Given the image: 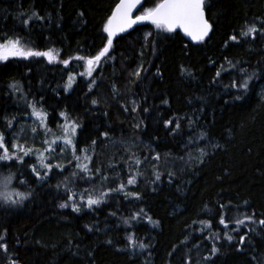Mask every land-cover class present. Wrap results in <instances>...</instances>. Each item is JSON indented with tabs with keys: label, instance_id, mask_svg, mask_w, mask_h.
<instances>
[{
	"label": "trees",
	"instance_id": "16d2710c",
	"mask_svg": "<svg viewBox=\"0 0 264 264\" xmlns=\"http://www.w3.org/2000/svg\"><path fill=\"white\" fill-rule=\"evenodd\" d=\"M118 1L0 0V42L18 37L35 50L58 49L60 60L95 56L107 43L103 28ZM155 2L145 0L140 12ZM33 11L45 19L25 26ZM205 12L212 31L203 42L189 41L179 30L139 24L115 38L91 78L79 75L85 61L76 59L67 66L45 57L0 61L5 138L30 103L38 102L54 129L64 121L60 112L77 121L76 155L89 148L91 158L70 160L63 171L53 167L43 181L31 171L35 155L26 156L24 164L12 162L10 169L0 162V174H15L10 189L31 193L20 205L0 201V243L7 244V252L0 249V264H264V225L259 224L264 220V35H240L249 25L261 26L264 0H206ZM233 35L238 41L229 39ZM70 75L75 81L65 90ZM246 75H252L246 93L228 87ZM129 141L138 142L130 158L124 153ZM80 163L88 164L91 179ZM133 176L136 183L128 185ZM120 183L124 191L110 192L99 206L89 209L81 202L79 212L59 207L70 195L65 184L98 196ZM140 209L159 226L144 214L129 220ZM221 215L228 228L219 224ZM245 215L252 221L233 231L232 221ZM132 234L149 247H130ZM226 234L233 236L231 242ZM213 245L218 253H212Z\"/></svg>",
	"mask_w": 264,
	"mask_h": 264
},
{
	"label": "snow or ice",
	"instance_id": "6c2138e0",
	"mask_svg": "<svg viewBox=\"0 0 264 264\" xmlns=\"http://www.w3.org/2000/svg\"><path fill=\"white\" fill-rule=\"evenodd\" d=\"M141 3L142 0H120V3L116 5L114 11L112 12V15L108 18L103 28V31L108 34L107 43L95 56H76L70 59L60 60L58 49L50 48L47 51H39L22 44L20 38L18 37H5L3 42H0V61H7L10 57H19L24 59L32 57H45L47 58L49 63L59 62L67 66L71 63L72 59H76L85 61L86 70L83 73H79V75H86L87 77L91 78L93 76V72L99 66L102 58L105 57L112 48L113 38L118 33L126 31L135 24L149 21L151 24L155 25L157 29L168 33H173L179 28L182 29L183 32L191 38V40L196 42H203L212 31V24L209 23L205 15L206 0H156L153 7L142 8L140 14L133 17V10L136 9L137 6L141 5ZM80 16H83V13H80ZM32 19L44 20L45 17L41 16L38 12L33 11L31 16L23 20V24L27 26ZM260 25L261 26L259 28H257L255 24L249 25L247 26L246 30L241 31L240 35L245 38L252 37L253 39L255 38V34L257 33L264 35V20L260 21ZM229 39L231 41H238L236 35L231 36ZM227 62L229 65H232V67H235V65L232 64V61L229 60ZM141 70H143L142 66L140 69L134 72V75L137 78H139ZM241 71L245 74L247 73L246 69H241ZM188 74L191 75V73ZM157 75H160V73L157 72ZM220 75L221 73L217 71L216 77H219ZM252 75L255 74L253 73ZM252 75H246V77L243 78L239 84H237V82L233 80V82L228 87L237 88L243 90V92L246 93L249 88V83L252 79ZM74 81L75 77L70 75L65 85V90L70 89ZM94 83V79L90 80L89 91H91V86ZM10 87L14 90H18V85L16 83L11 84ZM236 99H240V96H237ZM92 103L96 104L97 101L93 100ZM132 103L134 105L133 110L135 111V101H133ZM163 103L167 104L168 101L165 100L163 101ZM37 104L38 102L30 103L29 107L32 110L31 115L36 117L37 121L39 122V126L43 128L45 134H47L48 132L52 131L47 126L48 113L44 111L42 106L38 108ZM146 110L147 109H145V111ZM59 115L64 118V123L59 125L62 134L56 136L51 141L45 139L43 143L47 145V147L43 148L42 150L26 147L23 144L19 143V141H8L6 143L4 134L0 132V162H3V166L10 169L12 162L24 164V157L29 156L30 154L36 155L39 167L44 170V174L41 175V172L38 171L36 164L30 165L31 171L35 175L37 180L43 181L47 179L48 173L51 172L53 167H56L60 171H63V167L60 164L53 165L47 162L48 160L52 159V153L56 151V149L52 147V145H55L58 140L63 141V144L70 148L73 158L77 161H80L82 157L80 155H76L77 148L76 144L74 143V138L80 125L77 123V121L71 119L67 112H60ZM13 119L7 120V127H12ZM166 123L170 125L172 121L169 120ZM176 127L179 128V123L176 124ZM36 131L37 129L35 127L32 128V132L35 133ZM103 135L107 137L108 133L105 132L103 133ZM92 144H95V140L92 141ZM80 151L85 154L83 156V159L85 161H90L91 158L87 155L89 148H84ZM45 153H47L48 155H45ZM156 158L158 159L159 157L157 156ZM136 163L139 164L140 161L137 159ZM77 167L81 172L88 174L89 179L92 178L91 170L89 169L87 163L77 164ZM76 175L77 173H72L73 177H75ZM14 178L15 174L9 171V174L7 176H4L3 179L0 180V201H3L5 205H20L31 195L30 192L25 193L16 189L10 190V185ZM159 178V175H157L156 179L159 180ZM104 179H107V177H104ZM19 183L24 184L26 183V181L20 180ZM126 183L128 185H134L136 183V178L134 176L130 177ZM57 187L59 188L60 185H57ZM64 187L70 193V195L67 196L66 201L64 203H61L59 207L68 208L71 206L74 212H79L81 210L80 206L75 203H72L70 205L68 201H75L77 199V196L79 195V200L82 203L86 201L85 206L91 209L94 205L99 206L101 203H103L105 197H107L110 192H123L125 184L120 183L118 188L109 189L107 192H100L98 196H93L87 189H85L84 192L77 194L76 192L69 189L67 184H65ZM85 193H87V195H85ZM125 196L135 197L136 199L140 198L139 194L134 192H126ZM225 207V205H220L221 209ZM141 214H144L147 220L154 227L159 226V221L153 220L152 217L147 216V214L144 213V209H140L139 212L134 213L129 218V220H138L141 217ZM112 215H115V213H112ZM129 220H125L124 223L128 224ZM246 221H252V216L245 215L243 219L236 218L234 221H232V223L236 225V227L233 228V231H239V227L245 225ZM201 223H203L206 227H211V223L209 221H202ZM219 224L223 225L225 228H228L229 226L223 215H221L219 219ZM259 224L264 225V220H260ZM91 230L92 229L89 228V231ZM249 231H251V229H249ZM214 235L219 238V234ZM209 238L211 239L212 237ZM226 238L229 242L233 240V236L231 235L226 234ZM3 239L4 237L0 236V240ZM245 239V236H240V244H243ZM127 240L129 241V246L133 249H146L149 247V245L137 241L134 238V234L127 236ZM107 243L111 244L112 241L109 240L107 241ZM0 249L7 252V244L0 243ZM211 251L213 254H215L219 252V249L216 248L215 245H213ZM205 259H211V257H205ZM12 264H17V261L13 260Z\"/></svg>",
	"mask_w": 264,
	"mask_h": 264
},
{
	"label": "rangeland",
	"instance_id": "374dc122",
	"mask_svg": "<svg viewBox=\"0 0 264 264\" xmlns=\"http://www.w3.org/2000/svg\"><path fill=\"white\" fill-rule=\"evenodd\" d=\"M260 93L264 94V85L261 86ZM31 111L32 110L30 108V111L28 113H24L23 118L21 117V119H19L15 122V125L12 127V130L9 131V133L7 134V136L5 138L6 143L8 141H19V143L23 144L26 147L42 150L43 148L47 147V145H45L43 143V141L45 139L51 141L56 136H59L62 134L60 127H58L57 129H54L48 123H47V126L52 131L45 134L44 129L39 126V122L37 121L36 117L31 115ZM63 123H64V121L61 124H63ZM34 127L37 129V131L35 133L32 132V128H34ZM137 145H138L137 141L136 142L135 141H129L127 143V145H125L126 149H124V153H125L126 157L128 156V158H130L132 155H135L136 150H134V148ZM52 147H54L56 149V151L54 153H52V159L48 160L47 161L48 163H51L53 165L60 164L63 167L65 165V163L74 159L70 148L68 146H65L63 144V141L58 140L55 145H52ZM200 150L201 149H199V151ZM45 155H48V154L45 153ZM35 159L36 160L33 164L37 165L38 171H40L41 175H43L44 170L39 167L37 157ZM82 159L83 158H81L80 161H82ZM3 177H4V175L0 174V180H2ZM77 194H79V193H77ZM77 197L79 198V195ZM69 202L71 204L75 203L78 205H80V203H81L80 200H78L77 202H75V201H69Z\"/></svg>",
	"mask_w": 264,
	"mask_h": 264
},
{
	"label": "water",
	"instance_id": "95a60500",
	"mask_svg": "<svg viewBox=\"0 0 264 264\" xmlns=\"http://www.w3.org/2000/svg\"><path fill=\"white\" fill-rule=\"evenodd\" d=\"M144 2H145V0H142V3H144ZM118 3H120V1H119ZM118 3H117V4H118ZM142 3H141V5H142ZM141 5L137 6V8L133 10V13H132L133 17H135L136 15L140 14V13L138 12V9L140 8ZM115 7H116V6H115ZM115 7H114V9H115ZM114 9H113V11H114ZM113 11H112V12H113ZM111 15H112V13H111ZM111 15H110V16H111ZM205 15H206V12H205ZM206 19H208L207 16H206ZM208 21H209V20H208ZM143 23H150V22H149V21H144V22H142V23L135 24V25H133L131 28L127 29L126 31L118 33V34L113 38V42H114L115 38H116L118 35L123 34V33L127 32V31H130V30H132L136 25L143 24ZM209 23H210V21H209ZM177 30L181 31L182 34H183V35H184L189 41L196 42V41L191 40V38H190L189 36H187V35L183 32L182 29H179V28H178Z\"/></svg>",
	"mask_w": 264,
	"mask_h": 264
},
{
	"label": "bare ground",
	"instance_id": "6f19581e",
	"mask_svg": "<svg viewBox=\"0 0 264 264\" xmlns=\"http://www.w3.org/2000/svg\"><path fill=\"white\" fill-rule=\"evenodd\" d=\"M119 1H120V0H119ZM119 1H118V2H119ZM118 2H117V3H118ZM117 3H116V5H117ZM143 4H144V3H142V5H143ZM116 5H115V6H116ZM142 5L140 6V8L142 7ZM115 6H114V7H115ZM140 8L138 9V12H139V13H140ZM113 9H114V8H113Z\"/></svg>",
	"mask_w": 264,
	"mask_h": 264
}]
</instances>
